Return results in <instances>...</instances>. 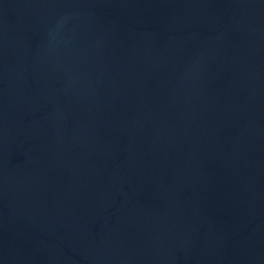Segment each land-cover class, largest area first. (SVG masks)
<instances>
[{
    "label": "water",
    "instance_id": "95a60500",
    "mask_svg": "<svg viewBox=\"0 0 264 264\" xmlns=\"http://www.w3.org/2000/svg\"><path fill=\"white\" fill-rule=\"evenodd\" d=\"M0 264H264V0H0Z\"/></svg>",
    "mask_w": 264,
    "mask_h": 264
}]
</instances>
